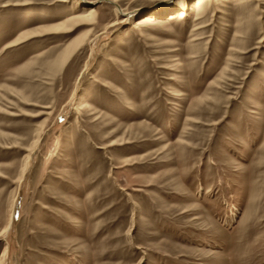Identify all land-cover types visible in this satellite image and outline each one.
Returning a JSON list of instances; mask_svg holds the SVG:
<instances>
[{"label":"rangeland","instance_id":"rangeland-1","mask_svg":"<svg viewBox=\"0 0 264 264\" xmlns=\"http://www.w3.org/2000/svg\"><path fill=\"white\" fill-rule=\"evenodd\" d=\"M194 2L0 0V264H264V0Z\"/></svg>","mask_w":264,"mask_h":264},{"label":"bare ground","instance_id":"bare-ground-1","mask_svg":"<svg viewBox=\"0 0 264 264\" xmlns=\"http://www.w3.org/2000/svg\"><path fill=\"white\" fill-rule=\"evenodd\" d=\"M209 1H211V0H195V2H194L195 8H197L199 10V12H201L204 9L206 3H208ZM87 12H88V15L86 17H80L79 23H81V24L82 23L91 24L93 22V20L95 19L94 15H95L96 9H94V7H90V8L87 9ZM178 12L180 14V17L183 18V17L186 16V12L184 10H181V9L180 10H173V12L170 13V14L173 15V14L178 13ZM119 13L120 14H124V15L127 14V13L123 12V10H120ZM144 18H147V17H144ZM150 18H153V17H150ZM152 20L153 19H151L149 21H152ZM146 21H148V19H146L145 21H141V22L145 23ZM68 23H70V21L63 23V25L68 24ZM62 26H59V27H62ZM86 36H87V34L86 35H81L80 37L76 38L74 41L70 42L62 50V52L59 54L58 58L56 59L54 65H53L54 66L53 70L61 69V67L67 62V60L70 59V57L73 55V53L77 50V48L85 41ZM12 211L13 210H11V214L12 215H11V218H10V226L12 225V216H13V212Z\"/></svg>","mask_w":264,"mask_h":264}]
</instances>
